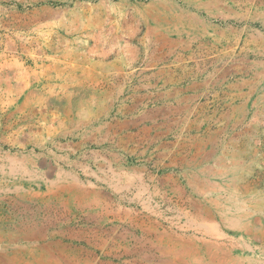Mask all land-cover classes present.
Instances as JSON below:
<instances>
[{
	"label": "rangeland",
	"instance_id": "374dc122",
	"mask_svg": "<svg viewBox=\"0 0 264 264\" xmlns=\"http://www.w3.org/2000/svg\"><path fill=\"white\" fill-rule=\"evenodd\" d=\"M161 1L0 0V264L133 262L141 230L264 264V0ZM169 73L198 86L170 121Z\"/></svg>",
	"mask_w": 264,
	"mask_h": 264
},
{
	"label": "crops",
	"instance_id": "0c3cea01",
	"mask_svg": "<svg viewBox=\"0 0 264 264\" xmlns=\"http://www.w3.org/2000/svg\"><path fill=\"white\" fill-rule=\"evenodd\" d=\"M247 1L253 2V1H262V0H247ZM164 2L172 3V5L175 8L171 6L170 9L167 10L163 5ZM160 3H161V7H162L161 9L167 10V12H166V14L159 17V21H161V18L170 17L174 21L178 22V19L181 18V15L185 14L184 8L175 4L174 2L164 0V1H161ZM166 6L169 7L170 5H166ZM176 8H178L179 10ZM172 16H174V17H172ZM189 23H191V22L189 20H186L184 24H189ZM177 30L182 33V31H180V29H176V31ZM150 36L153 37L155 40L163 41L165 43V45L169 44L168 45L169 47L173 46L174 42H176V40L182 39L184 37H187L189 40H194V41H192V43L195 42L198 44V46H201V47L206 46L208 44H210L211 47H213L212 45H213V41H214V40H211L209 38L203 37V35L200 36L199 34H188L187 35L186 32L185 33L183 32V35L178 36V37H175V35H172L171 33H165V32L155 33V34H152ZM216 39H218V38H216ZM190 46L191 45H188V47H184V50L189 49ZM177 65L180 68H182V71H185L184 68L187 67L186 65L184 66L181 63H178ZM166 72H169V71H166ZM217 81H218V79H217ZM159 83H160L159 86L163 89V91L160 92V94H159L158 103L161 106L165 105L166 115H165V117H163L164 120H168V121L174 120L176 118L175 114L181 112V107L182 108L186 107L184 109V111H188L191 108L190 106L188 107L187 104L190 105L193 103V101L190 100L189 98L191 96H196V91L198 90V86H196V84L189 82L188 84L183 86L182 82L180 81V77H178V75L171 74V73L163 75V79L159 80ZM236 110H237V113H240V111H241L239 107H237ZM203 135L201 137L200 142H202L203 144H207L208 140L206 139V136L203 137ZM167 136H169V134H167ZM173 137H175V135H173ZM177 142H178V140L176 138L171 139V140H170V138H167L166 145L169 148L170 145H175ZM174 154H175V152H174ZM202 156H203V152H202ZM174 159L176 160V157H174Z\"/></svg>",
	"mask_w": 264,
	"mask_h": 264
},
{
	"label": "bare ground",
	"instance_id": "6f19581e",
	"mask_svg": "<svg viewBox=\"0 0 264 264\" xmlns=\"http://www.w3.org/2000/svg\"><path fill=\"white\" fill-rule=\"evenodd\" d=\"M174 33L177 35L176 37L183 35V32L181 33L179 31H175ZM139 233H140L139 234L140 238L139 237L136 238L135 236L136 239H134V244H133L135 245V248L132 249L131 247L132 251L126 248L125 237H120V239H118L116 243L117 246L116 249L113 248L115 252L114 254H112V256L116 258L118 261H122L124 258L130 256L135 257L134 261L133 262L123 261L115 264H177L181 262L182 264H184L183 262H185V259L189 258V257L187 258L188 255L178 253L173 249L179 246L178 244L180 242V238L178 236L167 233L165 234L163 233V231L160 230L155 234L154 233L151 234L150 232L146 233L143 230H141ZM109 253L110 252H106L105 254L108 255ZM197 263H199V261Z\"/></svg>",
	"mask_w": 264,
	"mask_h": 264
}]
</instances>
